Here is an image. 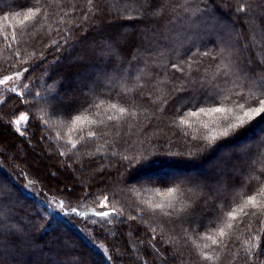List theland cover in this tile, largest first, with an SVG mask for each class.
I'll use <instances>...</instances> for the list:
<instances>
[{
    "label": "trees",
    "instance_id": "trees-1",
    "mask_svg": "<svg viewBox=\"0 0 264 264\" xmlns=\"http://www.w3.org/2000/svg\"><path fill=\"white\" fill-rule=\"evenodd\" d=\"M260 2L0 0V77L21 73L0 97V231L30 237L21 252L0 246L2 264L264 262V113L218 135L242 115L238 101L255 103L232 73L264 59ZM142 30L134 59L79 60L104 36L140 44ZM52 198L104 201L114 219L85 233Z\"/></svg>",
    "mask_w": 264,
    "mask_h": 264
},
{
    "label": "snow or ice",
    "instance_id": "snow-or-ice-1",
    "mask_svg": "<svg viewBox=\"0 0 264 264\" xmlns=\"http://www.w3.org/2000/svg\"><path fill=\"white\" fill-rule=\"evenodd\" d=\"M91 2V0H90ZM140 4H143L145 6H150L153 3V0H138ZM211 2V0H210ZM125 4H131V3H137V0H124ZM259 7L264 9V0H261ZM158 7L154 8L152 13H149L148 15H144L143 13H137L136 18H143L148 19L150 16L155 14V11H158ZM239 12H244L245 8L243 5H241L238 8ZM127 15V13H125ZM247 19V17H245ZM254 22L257 23H264V12H261L257 14V18L254 20ZM137 40H140V44H136L130 37H127L123 34H116L113 36H104L102 37L101 43H93L88 45L79 56L80 62H85L89 58L96 57L98 59L102 58V54L105 52L114 53L113 56L110 58L112 61H115L117 57L123 58L124 53L126 49H131V58L134 59L136 53L140 52L141 50H147L144 48L143 42L145 40H149L150 37L148 36V33L146 31H141L138 33ZM225 50L228 48L233 47H239V45L233 46L230 41H224ZM253 47H256L255 43L253 44ZM223 51V50H222ZM204 55H208V53H204ZM233 61L236 60V57L232 58ZM258 63L256 64V67H253V64L255 63L251 59L244 62L246 65L243 67L239 72L232 73L233 75H238L241 78L248 81V87L246 88L247 92L250 95L255 96V103H248L247 108H245V104L242 102H237L239 105V108L242 110V115L240 113H237L234 117H232V120L235 122H228L226 127L219 132V136L227 137L230 132L235 131L236 129L242 127L245 123L247 118L248 121H251L255 117L261 116L262 113H264V59H261L259 57V54L257 56ZM238 64H229V67H238ZM8 79H12V77H8ZM3 81H0L2 83ZM241 96L244 95L243 92L240 93ZM215 112H229L231 113V109H223V108H215ZM25 117L21 116L20 120H24ZM19 123V121H17ZM217 137L212 136L210 137L211 140H215ZM261 147H264L262 145ZM250 202H255V198L253 197ZM102 216L109 215L108 213H101ZM30 237L28 234H26L24 231L20 229H10L6 233L0 231V246L6 245L7 247L11 248L15 252H21L26 246L29 241ZM215 243V241H214ZM210 259V258H205ZM256 259H259V257H256ZM2 264V262H0ZM59 264H64L63 261L59 262ZM264 264V262H262Z\"/></svg>",
    "mask_w": 264,
    "mask_h": 264
},
{
    "label": "rangeland",
    "instance_id": "rangeland-1",
    "mask_svg": "<svg viewBox=\"0 0 264 264\" xmlns=\"http://www.w3.org/2000/svg\"><path fill=\"white\" fill-rule=\"evenodd\" d=\"M8 77H12V79H8ZM20 78H21V73H12V74L0 77V81H3L2 83H0V97L3 95L4 91H7V90L16 91V87L18 85V82L20 81ZM0 100H1V98H0ZM21 116H24L25 119L24 120H20ZM21 116H19L17 119H15L14 121L11 122L13 127L16 130H18V131H21V129L23 128V126H24V124L26 123V120H27V117L25 115H21ZM0 120L3 123V119L0 118ZM17 121H19V123H17ZM62 167H64V164L61 165V167H59V168L62 169ZM52 170H54V169H52ZM75 171L70 172V174L75 178L76 183L74 185L77 186L80 183H79V178L77 177V173ZM29 190L32 191L31 188H29ZM32 192H34V191H32ZM35 194H37V193H35ZM50 202H51L52 208L57 213H59L60 215L65 216L64 214H66V215H71L73 217L74 216L83 217L86 220L84 222L85 226H83V231L85 233L86 232L92 233V230L96 226L98 227L99 225L100 226L108 225V224L112 223V221L114 219V217L111 218L110 210L109 209L107 210L106 206H104V204H105L104 201H103V203H101V206L99 208H93V207H90V206L85 205V204L78 205L77 207L76 206H70V205H73V204L68 203L69 204L68 205L67 203H63L60 200L53 199V198L51 199ZM101 213H108L109 215L102 216V215H100ZM101 220H103V221H101ZM95 221H101V222L96 224V223H94ZM92 223H94V224H92ZM107 229H109V227L106 228V230ZM125 236H126V238H130V240L132 242L133 241L135 242V240H136L134 235H133V237H132V235H128V234H126ZM140 243H141V241H139V242L137 241V243H134V244H135V246L137 248H139ZM130 252L133 253V250H130ZM137 252H139V251L137 250ZM128 253L129 252L123 251L122 249H120V251H119V254L121 256H124V257ZM158 257H159L160 261L162 260L164 262L165 259H164L163 256L158 255ZM136 262L140 263V258L139 257H136ZM161 264H163V263H161Z\"/></svg>",
    "mask_w": 264,
    "mask_h": 264
}]
</instances>
